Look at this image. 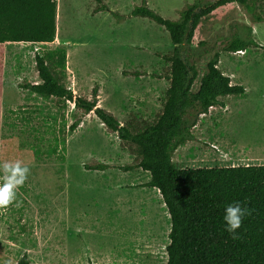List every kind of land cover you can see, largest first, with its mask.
Segmentation results:
<instances>
[{
	"label": "rangeland",
	"instance_id": "374dc122",
	"mask_svg": "<svg viewBox=\"0 0 264 264\" xmlns=\"http://www.w3.org/2000/svg\"><path fill=\"white\" fill-rule=\"evenodd\" d=\"M198 1L213 0H147V6L177 21L183 9ZM140 4L107 0L108 10L125 14L119 19L107 10L93 15L90 0H59L53 42L0 44V83L7 89L0 95V164L19 161L29 168L15 200L0 209V264H16L24 254L30 264L166 263L170 223L165 205L157 189L143 187L149 174L134 166L136 159L116 134L91 112L78 131H70L81 111L62 99L42 98L23 88L4 98L16 84L39 81L35 54L63 47L61 78L67 88L90 98L97 85L100 106L120 124L152 122L168 86L169 64L163 55L173 45L168 32L149 18L126 20ZM249 30L258 46L250 44L244 57L238 51L232 59L222 46L245 39ZM263 47L264 0L247 6L229 2L199 20L185 47L197 72L192 91L217 51V68L238 74L234 84L250 92L226 97L228 117L213 112L207 135L202 126L194 131V140L177 147L171 158L176 168L264 164ZM97 163L108 167L87 168Z\"/></svg>",
	"mask_w": 264,
	"mask_h": 264
},
{
	"label": "trees",
	"instance_id": "16d2710c",
	"mask_svg": "<svg viewBox=\"0 0 264 264\" xmlns=\"http://www.w3.org/2000/svg\"><path fill=\"white\" fill-rule=\"evenodd\" d=\"M96 1L94 11H108L100 0ZM250 1H198L183 9L177 21L162 18L148 8L146 0L131 10L128 16L149 18L162 26L173 45L170 54L163 55L169 71L161 110L148 124H120L111 112L98 106L97 85L92 87L90 98L74 95L61 78L66 62L63 47L35 54L40 82L21 85L42 98L62 99L80 110L81 116L68 126L70 131L92 112L126 145L136 159L134 166L149 174L143 186L157 189L169 216L165 264H264V164L176 168L171 160L178 146L194 138L191 129L199 115L218 104V97L243 93L241 86L231 85L229 77L217 68V51L206 62L198 88L192 91L197 72L185 47L191 43L200 19L229 2L247 6ZM250 31L245 39L227 40L222 50L236 52L250 44L258 46L249 37ZM55 34L56 0H0V44L47 43L54 40ZM107 167L102 163L87 165L91 170ZM122 168L129 170L132 166ZM233 201H240L250 210L236 230L237 238L225 231L222 221L224 206ZM16 264L30 263L24 254Z\"/></svg>",
	"mask_w": 264,
	"mask_h": 264
},
{
	"label": "clouds",
	"instance_id": "9594fccd",
	"mask_svg": "<svg viewBox=\"0 0 264 264\" xmlns=\"http://www.w3.org/2000/svg\"><path fill=\"white\" fill-rule=\"evenodd\" d=\"M0 209L6 208L16 198L15 189L22 186L27 179L29 168L15 163L4 162L0 164ZM250 214L246 206L240 201L228 203L223 208L222 221L224 229L233 238L238 237L237 229L241 227L243 219Z\"/></svg>",
	"mask_w": 264,
	"mask_h": 264
},
{
	"label": "crops",
	"instance_id": "0c3cea01",
	"mask_svg": "<svg viewBox=\"0 0 264 264\" xmlns=\"http://www.w3.org/2000/svg\"><path fill=\"white\" fill-rule=\"evenodd\" d=\"M58 1L59 0H56V16H57V11H58ZM91 2H93V4L95 3V6L92 8V10H91V13L94 15V14H97V13H100L101 11H94V8L96 7V5L98 4V2L96 1V0H90ZM137 1V0H136ZM142 0H140V2H141ZM106 3H107V0H100V4H104V5H106ZM146 3H147V0H146ZM231 3H235V2H231ZM223 7L224 6H221V7H219V8H217L216 10H214V11H218V10H223ZM133 9V8H132ZM132 9H130L129 10V12L127 13V14H129L130 12H131V10ZM107 12H109L110 14L112 13V12H114V13H116V14H119V15H122V16H125V14H121V13H118L117 11H115V10H113V9H109ZM130 18H134L133 16H129L128 18H126V20H128V19H130ZM137 18H143V17H137ZM125 19V18H124ZM56 35V34H55ZM55 39V38H54ZM54 41V40H53ZM52 41V42H53ZM14 43H16V42H14ZM17 43H20V44H22V42H17ZM49 43H51V42H47L46 44H49ZM44 44V43H43ZM259 46H262L261 44H259ZM239 51H244V54L242 55V56H239L240 58L241 57H244L245 55H246V50L245 49H243V50H239ZM227 53H228V55L232 58V59H234V57H232L235 53H237L238 51H236V52H228V51H226ZM237 57V56H236ZM218 63H220V55H219V58H218ZM223 74L225 75V76H227V77H229V79H230V84L231 85H235L234 84V81H238V74H236V73H232V72H229L228 74L227 73H225V72H223ZM38 79H39V77H38ZM40 82V79H39V81L38 82H35V83H39ZM35 83H31V84H35ZM5 84V82H3L2 84L0 83V95L2 96V94L5 92V90H7L6 89V86L4 85ZM239 86H241V85H239ZM242 88H243V93L241 94V96H244V95H248V93L250 92V89L247 87V86H245V85H242L241 86ZM18 88H23L21 85H15V90H14V88H10L9 89V93H5L4 94V98L6 97H8V95H9V97H13V96H16L18 93ZM24 89V88H23ZM25 90H27V89H25ZM72 92H73V94L74 95H77V93H75L76 91H75V88H71L70 89ZM10 93L11 94H13V95H11L10 96ZM32 93V92H31ZM32 94H34V93H32ZM36 95V94H35ZM240 95V94H239ZM77 96H79V95H77ZM229 96H234V95H225V96H220V97H218L217 98V100H218V104H216V105H213V106H211V107H209L208 108V110H207V112L206 113H203V114H200L199 115V117H198V119H197V121H196V124L192 127V129H191V134H192V136L194 137V131H196V130H199V128H201L202 126H204L205 127V130H204V134L205 135H207L208 133H207V124L209 123V118L211 117V115H212V113L213 112H216V115L218 116V117H223V116H225V117H228V113L230 112V109H231V107H230V103H228V101H230V98H226V97H229ZM262 97H264V93H263V95H261ZM3 97V96H2ZM40 97V96H39ZM229 99V100H228ZM264 101V100H263ZM97 104H98V106H100V104H99V102H97ZM92 113V112H91ZM89 114V113H88ZM93 114V113H92ZM113 114V113H112ZM87 115V114H86ZM94 115V114H93ZM95 116V115H94ZM96 117V116H95ZM97 118V117H96ZM85 120V115L82 117V120H81V122H80V124L74 129V131L76 130V131H78L79 130V127L81 126V125H83L84 124V121ZM200 126V127H199ZM195 138V137H194ZM194 138L192 139V140H194ZM203 138V137H202ZM192 140H190V141H192ZM187 142V141H186ZM181 146V145H180ZM180 146H178V147H180ZM143 187H146V186H143ZM148 188V187H147ZM154 189V188H153Z\"/></svg>",
	"mask_w": 264,
	"mask_h": 264
},
{
	"label": "built area",
	"instance_id": "2783aa9c",
	"mask_svg": "<svg viewBox=\"0 0 264 264\" xmlns=\"http://www.w3.org/2000/svg\"><path fill=\"white\" fill-rule=\"evenodd\" d=\"M26 44H34L33 42H25ZM35 44H43V43H35Z\"/></svg>",
	"mask_w": 264,
	"mask_h": 264
},
{
	"label": "bare ground",
	"instance_id": "6f19581e",
	"mask_svg": "<svg viewBox=\"0 0 264 264\" xmlns=\"http://www.w3.org/2000/svg\"><path fill=\"white\" fill-rule=\"evenodd\" d=\"M59 17V16H58Z\"/></svg>",
	"mask_w": 264,
	"mask_h": 264
}]
</instances>
